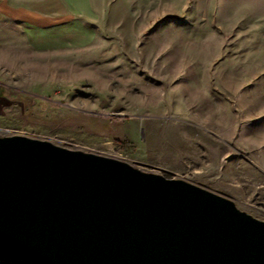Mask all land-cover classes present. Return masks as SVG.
<instances>
[{
	"label": "rangeland",
	"instance_id": "obj_1",
	"mask_svg": "<svg viewBox=\"0 0 264 264\" xmlns=\"http://www.w3.org/2000/svg\"><path fill=\"white\" fill-rule=\"evenodd\" d=\"M0 87V137L186 179L264 222V0H0Z\"/></svg>",
	"mask_w": 264,
	"mask_h": 264
},
{
	"label": "water",
	"instance_id": "obj_2",
	"mask_svg": "<svg viewBox=\"0 0 264 264\" xmlns=\"http://www.w3.org/2000/svg\"><path fill=\"white\" fill-rule=\"evenodd\" d=\"M0 258L264 264V222L186 179L12 134L0 137Z\"/></svg>",
	"mask_w": 264,
	"mask_h": 264
},
{
	"label": "crops",
	"instance_id": "obj_3",
	"mask_svg": "<svg viewBox=\"0 0 264 264\" xmlns=\"http://www.w3.org/2000/svg\"><path fill=\"white\" fill-rule=\"evenodd\" d=\"M1 87H0V110H2V108H4V97H2V91H1Z\"/></svg>",
	"mask_w": 264,
	"mask_h": 264
},
{
	"label": "bare ground",
	"instance_id": "obj_4",
	"mask_svg": "<svg viewBox=\"0 0 264 264\" xmlns=\"http://www.w3.org/2000/svg\"><path fill=\"white\" fill-rule=\"evenodd\" d=\"M132 127V126H131ZM136 129H137V127H136ZM129 130V129H128ZM129 135L132 137V138H136L137 136H136V133L134 132V131H132V132H130L129 133ZM138 139V138H137ZM151 140V139H150ZM147 141H149V140H147ZM144 143V142H143ZM145 146V145H144ZM147 146V145H146Z\"/></svg>",
	"mask_w": 264,
	"mask_h": 264
},
{
	"label": "trees",
	"instance_id": "obj_5",
	"mask_svg": "<svg viewBox=\"0 0 264 264\" xmlns=\"http://www.w3.org/2000/svg\"><path fill=\"white\" fill-rule=\"evenodd\" d=\"M126 146H123V149H125Z\"/></svg>",
	"mask_w": 264,
	"mask_h": 264
}]
</instances>
